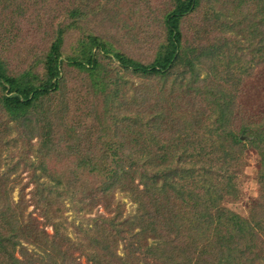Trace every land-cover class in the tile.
<instances>
[{
    "label": "trees",
    "instance_id": "1",
    "mask_svg": "<svg viewBox=\"0 0 264 264\" xmlns=\"http://www.w3.org/2000/svg\"><path fill=\"white\" fill-rule=\"evenodd\" d=\"M172 1L166 42L142 64L93 34L66 61V35L95 14L93 0H0L9 24L52 37L14 68L0 48V264H264V114L238 104L264 63V0H234L237 84L182 29L198 11L214 20L215 0ZM109 54L137 81L108 66ZM31 122L35 142L25 136ZM24 136L30 166L8 152ZM247 151L259 157L260 189L245 218L224 203L238 193Z\"/></svg>",
    "mask_w": 264,
    "mask_h": 264
},
{
    "label": "rangeland",
    "instance_id": "2",
    "mask_svg": "<svg viewBox=\"0 0 264 264\" xmlns=\"http://www.w3.org/2000/svg\"><path fill=\"white\" fill-rule=\"evenodd\" d=\"M93 1L94 6L97 7L95 14L89 17L82 26L74 31L71 30L66 35L64 45L66 61L74 57V47L77 46L78 41L80 39L88 40L93 34L104 38L109 48L112 47L113 50L115 49L142 64H150L154 59L155 51L166 42L167 32L163 17L172 10L173 1ZM236 5L234 0H215L212 9H214L213 12L217 11L218 16L214 20L209 22L205 19L204 12L198 11L189 15L182 25L189 44L202 50L211 48L215 50L208 61L216 65L215 70L220 77L228 76V80L235 84L241 80V70L237 68L241 67V7ZM4 19L0 16V21H4L0 24V48L4 50L11 68L26 63L29 54L33 55L41 51L39 55L42 56L52 39L48 34L49 31L47 34H44V31L36 33L37 31L31 27L30 23L11 25L8 23V18ZM103 60L114 71H119L125 80L132 81L134 79L137 81L129 71L120 66L113 54H109ZM37 72L41 76L44 74L42 63L38 65ZM205 75L203 73V76ZM70 76L74 78L71 79L73 83L76 81L78 85H83L85 82L83 75L71 72ZM126 89H128V84H126ZM238 104L239 108L242 107V110L247 114H264V63L245 81L242 93L240 88ZM25 136L36 141L38 128L33 122H31L30 131ZM25 136L18 143V147L12 148L8 152H15L17 161H21L24 165L27 162L30 166L31 162L28 159L34 149L31 148ZM7 154L3 153L4 159ZM25 159H27L26 162ZM24 169L27 168L24 166ZM259 170L258 155L254 151L245 152L243 166L237 170L238 177L235 180L238 193L235 197L227 198L224 203L228 209L245 218L249 217L259 195ZM122 201L128 215L137 213L139 206L133 199L124 197ZM67 215H70L69 221L73 220L74 212L72 210L68 211ZM31 251L41 253L36 248H31Z\"/></svg>",
    "mask_w": 264,
    "mask_h": 264
}]
</instances>
